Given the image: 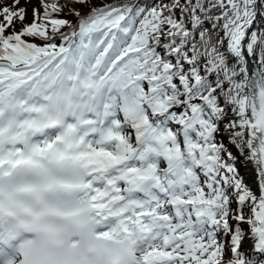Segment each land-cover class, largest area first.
<instances>
[{"label":"snow or ice","instance_id":"snow-or-ice-1","mask_svg":"<svg viewBox=\"0 0 264 264\" xmlns=\"http://www.w3.org/2000/svg\"><path fill=\"white\" fill-rule=\"evenodd\" d=\"M257 20L264 0H0V264H264Z\"/></svg>","mask_w":264,"mask_h":264},{"label":"rangeland","instance_id":"rangeland-1","mask_svg":"<svg viewBox=\"0 0 264 264\" xmlns=\"http://www.w3.org/2000/svg\"><path fill=\"white\" fill-rule=\"evenodd\" d=\"M31 7H32V5L31 4H29L28 5V8H29V15H28V20L26 21V22H30L31 21V19H32V17H31ZM17 30H19V24L17 23ZM241 165H240V170H239V172H240V174H241V176H243V178L245 179V181L247 182V183H249L251 186H252V184H253V178H254V176H252L251 175V173L249 172V170H248V165H245L244 163H243V158L241 159ZM253 187V186H252ZM253 189H255V188H253ZM243 228H244V230H245V232L246 233H248V231H249V229H248V225L247 224H244L243 225ZM249 237H250V235H246L245 236V240H244V245H243V250H245V251H249L250 249H251V247H252V244L250 243V241H249ZM251 244V245H250Z\"/></svg>","mask_w":264,"mask_h":264},{"label":"trees","instance_id":"trees-1","mask_svg":"<svg viewBox=\"0 0 264 264\" xmlns=\"http://www.w3.org/2000/svg\"><path fill=\"white\" fill-rule=\"evenodd\" d=\"M144 2L145 3H148L149 2V0H144ZM67 12V9H65V13ZM64 18H66V19H68V20H74L75 18H74V16H72V15H67L66 17H64ZM25 39L26 40H31V38H28V37H25ZM33 42H35V43H37V44H39V43H41V41H39V40H36V41H33ZM231 151H233V153L234 154H236L237 156H238V153L236 152V149L235 148H231ZM241 159H242V157H239L238 156V160H237V168H238V170H240V165H241Z\"/></svg>","mask_w":264,"mask_h":264},{"label":"bare ground","instance_id":"bare-ground-1","mask_svg":"<svg viewBox=\"0 0 264 264\" xmlns=\"http://www.w3.org/2000/svg\"><path fill=\"white\" fill-rule=\"evenodd\" d=\"M259 22H261V21L259 20ZM256 27H257V28H260V27H264V26L258 25V23H257V24H256ZM249 60H251V58H249ZM248 170H249V172L251 173L252 176H255L254 167H253V165L250 164V163L248 164ZM253 179H254V178H253ZM252 182H253L252 186H253V188H255V187H256V185H255V181L253 180ZM249 241H250V243L252 244V240L250 239V237H249ZM251 244H250V245H251Z\"/></svg>","mask_w":264,"mask_h":264},{"label":"water","instance_id":"water-1","mask_svg":"<svg viewBox=\"0 0 264 264\" xmlns=\"http://www.w3.org/2000/svg\"><path fill=\"white\" fill-rule=\"evenodd\" d=\"M258 23V25L264 26V23L259 22V20H257L256 24Z\"/></svg>","mask_w":264,"mask_h":264}]
</instances>
